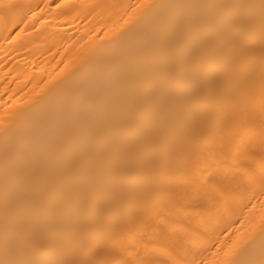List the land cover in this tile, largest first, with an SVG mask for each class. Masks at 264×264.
Listing matches in <instances>:
<instances>
[{
	"label": "bare ground",
	"instance_id": "1",
	"mask_svg": "<svg viewBox=\"0 0 264 264\" xmlns=\"http://www.w3.org/2000/svg\"><path fill=\"white\" fill-rule=\"evenodd\" d=\"M0 264H264V0H0Z\"/></svg>",
	"mask_w": 264,
	"mask_h": 264
}]
</instances>
